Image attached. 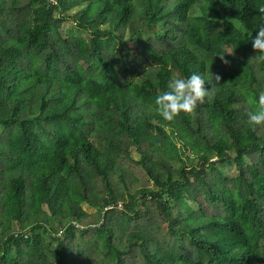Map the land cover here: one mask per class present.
I'll return each mask as SVG.
<instances>
[{
    "label": "trees",
    "instance_id": "trees-1",
    "mask_svg": "<svg viewBox=\"0 0 264 264\" xmlns=\"http://www.w3.org/2000/svg\"><path fill=\"white\" fill-rule=\"evenodd\" d=\"M262 7L0 0V264H264ZM192 72L211 99L164 120Z\"/></svg>",
    "mask_w": 264,
    "mask_h": 264
},
{
    "label": "clouds",
    "instance_id": "clouds-1",
    "mask_svg": "<svg viewBox=\"0 0 264 264\" xmlns=\"http://www.w3.org/2000/svg\"><path fill=\"white\" fill-rule=\"evenodd\" d=\"M264 12V7L260 9ZM256 35L251 36L254 49L264 53V24L257 29ZM234 51H217L215 57L219 55L224 63H228L225 54ZM220 81V76L207 72H192L187 77L173 75L166 84L167 91L157 95L154 104L155 111L166 121L173 120L180 112H192L197 104H203L207 99H211L212 92ZM207 85V86H206ZM247 119L251 125H261L264 123V93L258 97L255 109L247 114Z\"/></svg>",
    "mask_w": 264,
    "mask_h": 264
},
{
    "label": "rangeland",
    "instance_id": "rangeland-1",
    "mask_svg": "<svg viewBox=\"0 0 264 264\" xmlns=\"http://www.w3.org/2000/svg\"><path fill=\"white\" fill-rule=\"evenodd\" d=\"M68 27V22L64 24V29ZM186 157V155H184ZM86 207V206H85ZM90 210V209H89ZM15 226V225H14Z\"/></svg>",
    "mask_w": 264,
    "mask_h": 264
}]
</instances>
